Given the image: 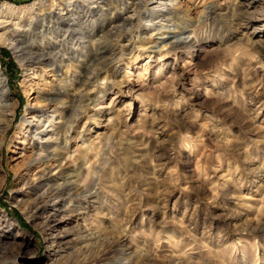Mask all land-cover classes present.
Instances as JSON below:
<instances>
[{"label":"rangeland","instance_id":"obj_1","mask_svg":"<svg viewBox=\"0 0 264 264\" xmlns=\"http://www.w3.org/2000/svg\"><path fill=\"white\" fill-rule=\"evenodd\" d=\"M4 2L0 264H264V0Z\"/></svg>","mask_w":264,"mask_h":264},{"label":"bare ground","instance_id":"obj_2","mask_svg":"<svg viewBox=\"0 0 264 264\" xmlns=\"http://www.w3.org/2000/svg\"><path fill=\"white\" fill-rule=\"evenodd\" d=\"M74 1H76V0H45V1L40 0V3H41L40 8H41V10H43V8L45 6H48L50 9H55L56 6H63L64 7V5H66V3H73ZM46 2H47V4H46ZM28 7H30V6L18 8V6H15V5H13L11 3H7V2H4V3L0 4V23L4 22L6 19L19 21L24 16L29 15L28 11H29L30 8H28ZM30 18H31V16H30ZM123 22H124V20H123ZM117 31H118V28H117ZM91 34L93 35V33H91ZM100 40H101V46L100 47H97L96 49H93V50L90 49L89 51L86 52V54H88L87 55L88 56V58H87L88 60L86 62H81V61L78 62L79 63V66H78L79 73H81L82 75H81V77H79V79L76 80L77 83L71 82V84H74L77 89H78V87H80L83 84V82H85L84 80L88 81V79H89L86 76V75H88V73L90 71V64H89L88 61L93 63L95 61V59L105 57L106 54H108V49H107L108 48V43L107 42L109 41L108 33L105 32V34H103V36L101 37ZM0 43L6 45L8 47L14 48L13 39L9 38V37H6L3 34H0ZM185 44H186L185 41H181V42H177L175 44V46L185 45ZM162 55H168V51L160 50L159 57L162 56ZM48 57H53L51 52H42L40 54L37 53L35 56H33V55L29 56L27 58V61L29 63H36V62L42 61V60H44L45 58H48ZM91 79H93V81L90 82L91 85H92L93 82L95 83L96 81H98L99 73H96L93 76H91ZM6 91H7L6 82H5V79L3 77V74L0 72V96L6 97ZM61 94L62 93L57 90V92L55 93V96L53 98H51L52 101L60 102V104H61V102H62V95ZM85 96H88V91L87 90L85 91ZM80 97H83V95H81ZM47 99H48V97H47ZM6 106H8V105L2 104L1 108L6 107ZM54 110L56 111V108ZM61 117H63V116H61ZM71 123H72V121H71ZM70 126H71V124L69 123L68 126H66L64 128L65 130L63 129L62 132L59 130L58 132L59 133L61 132V133L66 135V133H68V131H69ZM57 128H58V126H57ZM59 129H60V125H59ZM67 142H68L67 141V137H65L64 140H63V146H62L61 149L64 148L65 150L66 149L68 150ZM44 147H45V150H49V148H51L49 146L47 147L46 145ZM58 148L60 149V147H58V145H55V148H52V150L49 151V152H53V151L55 152L56 150H58ZM75 151H76V149H74L72 152L67 151L68 152V157L66 156L64 158H66V159L69 158L70 159L72 157V155H70V154L74 153ZM87 160H88L87 153L85 151H82L80 153L79 157L78 158H76V157L72 158L71 162H74V164H76L78 166V161L83 162L82 164H84V161L86 162ZM60 162H61V160L59 161V164H60ZM46 180H47V184H46V188H45V194L48 197L53 198L54 200L55 199L56 200L59 199L60 202H62L61 206H63V207L65 206V204H69L71 202H73V203L77 202L76 199H79V200L85 199L86 200L87 197H89V194H90V193H88L90 191V188H89L90 185L89 184H84L83 186L82 185L81 186L80 185H75L74 188L78 192L77 193H71L70 192L71 188H69V186H68L69 182L67 181L68 180L67 177L65 178V183H63V184H57L54 181V177H51V175ZM78 204H80V203H78ZM111 250H113V249H111Z\"/></svg>","mask_w":264,"mask_h":264},{"label":"crops","instance_id":"obj_3","mask_svg":"<svg viewBox=\"0 0 264 264\" xmlns=\"http://www.w3.org/2000/svg\"><path fill=\"white\" fill-rule=\"evenodd\" d=\"M24 1V0H23Z\"/></svg>","mask_w":264,"mask_h":264}]
</instances>
